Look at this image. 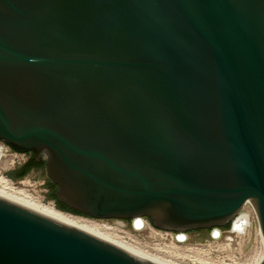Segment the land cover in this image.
<instances>
[{"label":"water","instance_id":"1","mask_svg":"<svg viewBox=\"0 0 264 264\" xmlns=\"http://www.w3.org/2000/svg\"><path fill=\"white\" fill-rule=\"evenodd\" d=\"M0 143L65 213L190 232L249 202L264 238V0H0ZM0 264L156 263L0 196Z\"/></svg>","mask_w":264,"mask_h":264},{"label":"rangeland","instance_id":"2","mask_svg":"<svg viewBox=\"0 0 264 264\" xmlns=\"http://www.w3.org/2000/svg\"><path fill=\"white\" fill-rule=\"evenodd\" d=\"M4 147L5 158L8 166L0 168V192L11 195V189L24 192L27 199L35 203H51L60 210L55 201L47 198L49 175L47 167L39 171H32L20 180H12L8 173L18 169L30 158L31 154L13 152L12 148L0 143ZM47 159L46 155H43ZM8 183L10 188L4 186ZM4 187V188H3ZM4 190H3V189ZM7 189V190H6ZM15 194V193H14ZM31 197V198H30ZM35 200V201H34ZM63 212V211H62ZM69 214V213H68ZM71 215V214H70ZM93 222L103 227V236L119 242L122 245L132 247L147 257L167 264H259L264 258V240L259 231L258 223H255L251 233L245 240L232 238L225 234L219 241H213L210 237L211 230L187 233L189 241L185 244L177 243L175 235L158 233L153 235L150 231L145 233L135 232L130 225L118 231L110 227L116 226L115 219L101 221L84 215H73ZM227 228V227H226ZM180 232H177L178 234ZM254 252H256L254 254ZM257 257L250 263V259Z\"/></svg>","mask_w":264,"mask_h":264},{"label":"bare ground","instance_id":"3","mask_svg":"<svg viewBox=\"0 0 264 264\" xmlns=\"http://www.w3.org/2000/svg\"><path fill=\"white\" fill-rule=\"evenodd\" d=\"M4 153H5L4 147L2 145H0V168H2V169H5L8 166V160L5 158ZM3 183H4V186H6L7 188L11 187V186L10 187L8 186V183H6V182H3ZM10 189H11V195H10V193L7 195L6 192H5V194L0 192V196L7 198L11 201H14L16 203H19L21 205H24L30 209H33L37 212L45 214L49 217H52L54 219H57L59 221H62V222L67 223L69 225H72L74 227H77L81 230H84L86 232H89L91 234L99 236V237H101V238H103V239H105L111 243H114L115 245H117V246H119V247H121V248H123L129 252H132V253H134L138 256H141V257H143L149 261H152L156 264H167V263L159 262V261H157V259L156 260L151 259V258L147 257L146 255H144L143 253L135 250L132 247L122 245L119 242H115V241L103 236V232H102L103 227L101 225H99L97 222H93L89 219L73 216V215H70L68 213L62 212V211L56 209L55 206H53V204H51V203H48V204H46V203H35V202L31 201L30 199H27L26 195L23 194L24 192H18L19 190L16 192V191H14V188H13V190H12V188H10ZM135 223H136L137 229H141L144 225V222L138 218H136ZM180 239H185L184 234H180Z\"/></svg>","mask_w":264,"mask_h":264},{"label":"built area","instance_id":"4","mask_svg":"<svg viewBox=\"0 0 264 264\" xmlns=\"http://www.w3.org/2000/svg\"><path fill=\"white\" fill-rule=\"evenodd\" d=\"M138 219L144 222V225L141 229H137L136 227V223H135L136 218L132 220H128L129 221L128 225H130L132 229L137 233H145L146 231H150L151 233H153V235H157L158 233H160L162 236L163 234H171V235H175V239L177 243L185 244L189 241V238L187 235L188 232H180L176 234L177 232H174V231L155 229V226L147 218H138ZM97 220L105 221L104 219H97ZM115 221H116V226H113L110 228L114 230H118V231H121L127 228V220L115 219ZM255 223H258L257 215H256L255 209L253 208L252 204L248 202L245 204L242 211L232 220V222L227 228L218 227V228L211 229L210 237L213 241H219L220 239H222V237L225 234H230L232 238H235L238 240H245L247 236H249V234L251 233ZM259 231H260V228H259ZM180 234H184L185 239H180ZM255 253L256 252H254V254ZM254 254L250 259V263L257 258L255 257Z\"/></svg>","mask_w":264,"mask_h":264},{"label":"trees","instance_id":"5","mask_svg":"<svg viewBox=\"0 0 264 264\" xmlns=\"http://www.w3.org/2000/svg\"><path fill=\"white\" fill-rule=\"evenodd\" d=\"M33 160L34 159H32V161ZM32 161H30L27 164H24L21 168L16 169V170L8 173V176L12 180H20V179L24 178L25 176H27V174L29 173V171L31 169ZM41 166H42V168H45V167H47V164L44 163ZM47 188L49 189V191L47 193V198L49 200L55 201L56 206L59 209L64 210V211H67V212H71V213H74V214H80L79 212H77V211H75L73 209H70L68 206H66L65 204H63L60 201H58L57 196H56V191L58 189V186L51 179L48 180Z\"/></svg>","mask_w":264,"mask_h":264},{"label":"flooded vegetation","instance_id":"6","mask_svg":"<svg viewBox=\"0 0 264 264\" xmlns=\"http://www.w3.org/2000/svg\"><path fill=\"white\" fill-rule=\"evenodd\" d=\"M32 159H34V160L32 161ZM30 161H32V165H31V169H30V171H29L28 174H30L32 171H35L36 172V171L41 170L42 169V166L41 165H43L44 163L47 164V159H44L43 156H41L40 160H36L35 157H34V155L32 153H31L30 158L25 162V164L29 163ZM23 165H21L19 168H21ZM202 231H204V230H202V229L201 230H194V231H190L188 233H192V232H202Z\"/></svg>","mask_w":264,"mask_h":264}]
</instances>
